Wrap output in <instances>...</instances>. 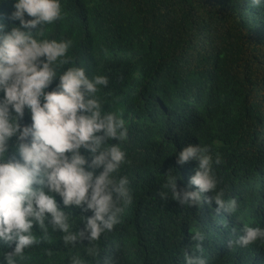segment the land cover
<instances>
[{
  "label": "clouds",
  "instance_id": "clouds-1",
  "mask_svg": "<svg viewBox=\"0 0 264 264\" xmlns=\"http://www.w3.org/2000/svg\"><path fill=\"white\" fill-rule=\"evenodd\" d=\"M12 1L0 0V264H23L30 249L52 242L57 232L64 248L83 250L70 255L67 264H90L88 258L100 255L95 242L114 230L133 201L130 180L120 174L128 162L122 146L128 130L121 114L106 111L97 95L109 78L95 62L81 64L85 45L75 49L69 63L71 39L43 38L45 26L64 15L61 0H15L14 11L5 13ZM249 2L255 8L244 10L245 16L263 12L264 0ZM197 100H187L185 108L198 112ZM239 161L235 166L224 161L217 175L230 168L234 182L239 181ZM176 163L191 172L178 188L179 174L169 170L158 196L198 212H186L185 242H177L180 250L173 248L172 263L227 264L231 257L232 264H264V165L248 170L243 186L224 189L230 184L218 183L213 164L220 159L213 160L207 145L186 144ZM146 188L157 189L150 183ZM71 206L92 214L74 217L66 210ZM240 211L250 219L234 220ZM77 220L83 228L76 227ZM114 234L103 240L101 264H115V256L128 246L122 233Z\"/></svg>",
  "mask_w": 264,
  "mask_h": 264
},
{
  "label": "trees",
  "instance_id": "trees-1",
  "mask_svg": "<svg viewBox=\"0 0 264 264\" xmlns=\"http://www.w3.org/2000/svg\"><path fill=\"white\" fill-rule=\"evenodd\" d=\"M249 1L61 0L63 17L45 26L43 38L73 41L69 63L76 58L75 49L85 45L81 64L95 62L109 78L108 87L97 95L106 111L121 114L128 130L122 145L128 162L120 174L130 180L133 201L114 230L95 242L100 255L88 258L90 264H101L103 240L116 232L128 246L115 256V264H174L171 252L185 242L186 212L198 210L183 208L170 197L162 201L158 192L164 190L163 175L172 169L180 177L178 188L184 184L191 171L176 163V155L186 144L207 145L213 160L219 157L213 171L218 183L230 184L224 189L243 186L247 171L264 165V133L250 143L264 131V10L245 16L244 10L255 8ZM14 3L4 12L11 14ZM193 99H198V112L185 108ZM24 123H30L27 113ZM224 161L232 166L239 161V181L234 182L230 168L217 175L226 167ZM145 182L157 189L146 188ZM66 210L74 217L92 214L75 206ZM235 219L250 217L240 211ZM76 227L83 224L77 220ZM61 235L57 232L52 242L30 249L23 264H67L70 255L83 251L79 246L64 248ZM232 261L225 259L227 264Z\"/></svg>",
  "mask_w": 264,
  "mask_h": 264
}]
</instances>
